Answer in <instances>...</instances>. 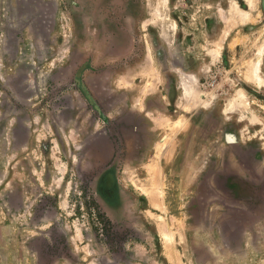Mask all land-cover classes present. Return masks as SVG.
Wrapping results in <instances>:
<instances>
[{
  "label": "rangeland",
  "instance_id": "rangeland-1",
  "mask_svg": "<svg viewBox=\"0 0 264 264\" xmlns=\"http://www.w3.org/2000/svg\"><path fill=\"white\" fill-rule=\"evenodd\" d=\"M158 233L264 264V0H0V264Z\"/></svg>",
  "mask_w": 264,
  "mask_h": 264
},
{
  "label": "crops",
  "instance_id": "crops-1",
  "mask_svg": "<svg viewBox=\"0 0 264 264\" xmlns=\"http://www.w3.org/2000/svg\"><path fill=\"white\" fill-rule=\"evenodd\" d=\"M155 229L156 227L153 225L152 229ZM159 233L157 235L153 234V237L151 238V242L155 245V248H160V256L156 257L153 256L149 260L152 264H188V258H189V253H187L186 250V241L184 239H176L174 242L170 240L168 241H163L160 237H158ZM165 244V245H164ZM172 246H176L178 253H168V256H165L163 254L164 248L166 249L171 248ZM167 248V249H168ZM166 253V252H164ZM158 254V253H157ZM130 264H138L136 262H131Z\"/></svg>",
  "mask_w": 264,
  "mask_h": 264
},
{
  "label": "bare ground",
  "instance_id": "bare-ground-1",
  "mask_svg": "<svg viewBox=\"0 0 264 264\" xmlns=\"http://www.w3.org/2000/svg\"><path fill=\"white\" fill-rule=\"evenodd\" d=\"M256 60H257V59H256ZM256 60H255V61H256ZM257 70H258V62H256L255 65H254V72L257 73ZM252 71H253V70H252ZM255 73H254V75H255ZM255 80H257V78H256ZM240 97H241V96H240Z\"/></svg>",
  "mask_w": 264,
  "mask_h": 264
}]
</instances>
